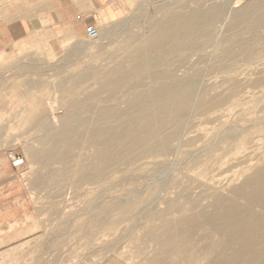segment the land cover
I'll list each match as a JSON object with an SVG mask.
<instances>
[{
  "label": "rangeland",
  "instance_id": "1",
  "mask_svg": "<svg viewBox=\"0 0 264 264\" xmlns=\"http://www.w3.org/2000/svg\"><path fill=\"white\" fill-rule=\"evenodd\" d=\"M27 1L0 0V11L8 13L15 5L25 10L27 6L31 7V2ZM79 1L86 25L96 27L100 36L89 40L83 35L80 39L66 42L63 50L66 54H76L75 61L66 62L63 67L48 73L42 62L35 60L32 76L7 82L8 85H3L0 92V148L6 156L12 151L23 158L22 165L13 167L17 176L18 198L16 207L12 205L11 211L16 213V219L3 227L0 264H142L143 257L153 254L157 248L143 231L142 227L148 219L144 211L163 209L168 200L175 197L176 189L163 187L159 195L150 198L142 210H131L127 214L118 209L108 214L98 213L97 206L108 205L112 208L117 196L131 190L140 194V198L146 197L147 187L153 184L156 177L164 176H175L177 181L189 182V197L200 196L203 205L209 201L212 192L242 202L232 193V189L241 185L253 168L264 164V134L258 133H254L255 136L252 133L253 142L237 153L230 150L229 153H221V162H214L209 167V181L204 186L192 181L197 180L198 169L191 168V163L187 164L180 154L169 155L168 163L161 167L163 171L148 172L149 167L132 173L120 170L103 180L105 183L78 179L72 167L75 155L80 152L78 149L67 159L72 168L65 176L61 172L63 167L60 162L40 157L33 161L27 158L25 151L28 148H39L40 140L54 134L62 123L69 125L68 122L72 121L70 100L80 99V104L90 107L89 114L111 104L110 101L97 100L98 88L105 78V72L110 68L132 65L135 58L129 54L126 36L130 31L141 32L148 19L163 12L162 5L184 12L198 5L227 1L231 8L228 5L224 17H228L230 9L238 8L250 0ZM136 17L139 25L120 30L123 22ZM252 21L250 19L236 28L239 36L251 34L252 38L245 52L226 61L225 65L230 64L234 69L232 73L224 72L216 63L217 43L226 31L224 19L213 26L214 36L212 39L211 35L209 42L190 38L183 40V44H178L181 41L178 40L166 45L165 50L172 52V58L182 57L177 64L178 75H183L191 68L200 70L198 91L206 88L211 95H225L233 90L231 82H238L231 97V100L238 99V103L231 108L223 104L217 110L209 111V114L191 111L185 123L186 136H198L208 141L228 124L246 127L250 125L249 120L264 119V84L255 87L247 85L257 75H264V25H253ZM46 52L44 44L33 46L35 59ZM124 96L120 95L122 98ZM120 102L117 103L119 107L123 105ZM239 117L247 122H242ZM39 120L42 126L36 124ZM256 134L259 136L256 137ZM81 152L87 155L88 147H84ZM139 205L141 203L137 202L135 207ZM194 242L200 244L198 239H194Z\"/></svg>",
  "mask_w": 264,
  "mask_h": 264
},
{
  "label": "bare ground",
  "instance_id": "2",
  "mask_svg": "<svg viewBox=\"0 0 264 264\" xmlns=\"http://www.w3.org/2000/svg\"><path fill=\"white\" fill-rule=\"evenodd\" d=\"M228 5L227 1H218L184 12L162 5L163 12L148 19L141 32L127 34L128 51L134 55L131 56L134 62L125 68L108 69L98 88V102L111 104L93 114L88 113V105H75L65 138L52 142L60 149L63 147L59 162L64 176L74 167L79 180L97 183L120 170L132 173L149 167L148 172L158 171L168 163L169 155L180 154L187 164L191 163V168L198 169V178L192 181L204 186L209 181V167L221 162V153L228 150L237 153L253 142L252 133L264 134L263 117L249 120L246 127L228 124L208 141L198 136L188 137L184 132L191 111L209 114L223 104L229 108L236 105L238 99L231 97L238 82L232 81L233 90L225 95H211L206 88L198 91L200 70L191 68L178 75L177 64L182 57L172 58V52H167L165 47L171 41L181 40L178 44H183V40L190 38L209 42L211 35L212 39L214 36L213 26L224 19L226 31L214 52L221 69L232 73L234 69L230 64L225 65L226 61L245 52L252 38L251 34L239 36L236 28L250 19L253 25H264V0H250L230 9V15L224 17ZM139 24L137 17L126 20L120 30ZM262 84L263 74L249 80L247 85ZM119 101L123 104L120 107ZM238 119L247 122L243 117ZM84 147H88L87 155L81 152ZM75 149L80 152L70 167L67 159ZM174 177H156L147 187L146 197L140 198V194L131 190L115 196L112 208L97 206L98 213L108 214L118 209L127 214L146 206L163 187L176 189L175 197L163 209L144 211L148 219L143 231L157 248L143 257L142 264H264V164L253 168L241 185L232 189L242 202L212 192L203 205L200 196L189 197V182ZM137 202L141 205L135 207Z\"/></svg>",
  "mask_w": 264,
  "mask_h": 264
},
{
  "label": "crops",
  "instance_id": "3",
  "mask_svg": "<svg viewBox=\"0 0 264 264\" xmlns=\"http://www.w3.org/2000/svg\"><path fill=\"white\" fill-rule=\"evenodd\" d=\"M27 2H31V7L27 6L25 10L15 5L8 13L0 11V92L3 85H8L7 82L16 81L18 77L32 76L35 60L42 62L48 73L63 67L66 62L75 61L76 54H66L63 45L85 36L86 19L79 0ZM35 44H44L47 50L36 59L33 53ZM80 78L77 80L80 81ZM70 101V108L80 104V99ZM72 121L68 124H72ZM36 124L43 125L40 120ZM66 133L67 123H62L54 134L40 140L39 148H28L25 151L27 158L32 161L39 157L48 161L52 158L53 162H59L63 147L60 149L52 142L65 138ZM16 183V171L0 148V252L3 227L16 219V213L11 211L12 205H17Z\"/></svg>",
  "mask_w": 264,
  "mask_h": 264
},
{
  "label": "built area",
  "instance_id": "4",
  "mask_svg": "<svg viewBox=\"0 0 264 264\" xmlns=\"http://www.w3.org/2000/svg\"><path fill=\"white\" fill-rule=\"evenodd\" d=\"M84 32H85L86 38L89 40H94L98 37V30L93 25H86L84 27ZM7 157L9 158L11 166L14 168L19 167L23 163L22 156L14 153L12 151H9L7 153Z\"/></svg>",
  "mask_w": 264,
  "mask_h": 264
}]
</instances>
